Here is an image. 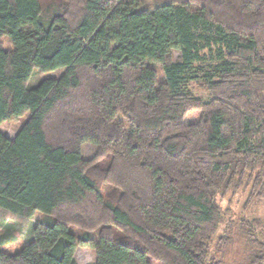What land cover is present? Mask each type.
<instances>
[{
    "label": "trees",
    "instance_id": "trees-1",
    "mask_svg": "<svg viewBox=\"0 0 264 264\" xmlns=\"http://www.w3.org/2000/svg\"><path fill=\"white\" fill-rule=\"evenodd\" d=\"M24 114L0 132V212L44 218L14 254L0 237V264H77L78 246L95 264H210L216 197L264 199V0H0V125ZM242 219L243 264H264ZM218 240L220 254L234 242Z\"/></svg>",
    "mask_w": 264,
    "mask_h": 264
},
{
    "label": "rangeland",
    "instance_id": "rangeland-1",
    "mask_svg": "<svg viewBox=\"0 0 264 264\" xmlns=\"http://www.w3.org/2000/svg\"><path fill=\"white\" fill-rule=\"evenodd\" d=\"M126 2L133 1L140 8H152L154 4V0H123ZM52 2V0H39L41 9L43 12L46 11L47 6ZM197 33H202L201 30H197ZM1 44L5 50L11 48L10 43L7 38L1 39ZM179 53L173 52L172 58L173 61L176 62L178 60ZM203 64V69L208 70V64ZM159 69L158 66H156ZM64 69H59L56 71L48 72V73H39L37 71H33L30 79L26 83V87H32L36 85L39 81L46 78H58ZM203 74V73H202ZM198 74L197 69L193 71L190 75L189 81V90L190 92L203 100L208 98V94L204 91V87L201 82V75ZM28 114H24L18 119H14L11 121L4 122L0 125V132L10 138L13 139L26 121ZM97 148L92 145H84L82 147V159L85 161H89L95 157ZM103 193H107V191H103ZM249 193V188L246 190H239L236 193H227L226 195H218L216 197V203L221 208L222 213V222L219 226V229L214 236L211 244V251L209 253L208 261L210 264H243L245 260V252L244 247L245 244L243 242L251 243L250 239L247 237H243L242 224L245 223L244 219H246V223H251L254 229V235L258 238L261 243H264V199L257 204H254L253 207L244 209V204L247 199ZM44 218V215L37 212L30 219H21L14 217L10 214H6L0 212V237H5V243L2 245V250L8 254H14L17 250H19L23 245H27L33 241V228ZM257 222V225H253V222ZM244 233L249 231L251 225L244 226ZM69 231L75 235L78 242L85 241L87 239L96 241L98 237V232L95 230L89 229H79L76 227H70ZM222 236H228L229 238L232 236L234 242L228 245L226 248H223L222 253L220 254L218 238ZM241 236V242L238 241V237ZM224 251H226L227 255L225 257ZM74 258L77 264H95L96 263V255L95 252L90 247L78 246ZM207 261V262H208ZM152 264H159L156 261H153Z\"/></svg>",
    "mask_w": 264,
    "mask_h": 264
}]
</instances>
